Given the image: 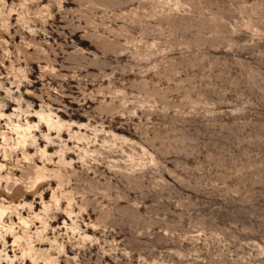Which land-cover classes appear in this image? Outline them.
Masks as SVG:
<instances>
[{
    "label": "rangeland",
    "instance_id": "obj_1",
    "mask_svg": "<svg viewBox=\"0 0 264 264\" xmlns=\"http://www.w3.org/2000/svg\"><path fill=\"white\" fill-rule=\"evenodd\" d=\"M0 166V264H264V0H0Z\"/></svg>",
    "mask_w": 264,
    "mask_h": 264
},
{
    "label": "bare ground",
    "instance_id": "obj_2",
    "mask_svg": "<svg viewBox=\"0 0 264 264\" xmlns=\"http://www.w3.org/2000/svg\"><path fill=\"white\" fill-rule=\"evenodd\" d=\"M41 119H44L43 117H41ZM46 123L49 125V127L51 128V126L53 127V123H50V120H45ZM31 125L29 123L26 124V126L24 127L23 125H20V124H17L16 125V129L18 130V134L19 136L18 137H21L22 139H26V137L28 138V132H30L31 130ZM25 141V140H24ZM27 150V149H26ZM28 151V150H27ZM2 168V166H0ZM17 170V169H16ZM15 172V171H14ZM43 183V182H42ZM42 183H40L38 185V187H42ZM37 184V183H36ZM53 184V183H52ZM37 186V185H36ZM39 189V188H38ZM2 213V212H1ZM2 223V221H1ZM4 224V223H2ZM13 230V229H12Z\"/></svg>",
    "mask_w": 264,
    "mask_h": 264
}]
</instances>
